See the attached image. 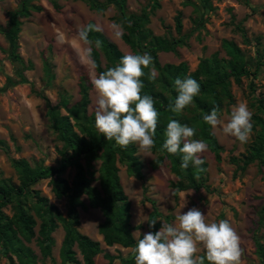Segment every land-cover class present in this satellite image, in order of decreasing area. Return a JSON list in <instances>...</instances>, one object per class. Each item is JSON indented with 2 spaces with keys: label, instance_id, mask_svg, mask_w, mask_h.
Segmentation results:
<instances>
[{
  "label": "rangeland",
  "instance_id": "1",
  "mask_svg": "<svg viewBox=\"0 0 264 264\" xmlns=\"http://www.w3.org/2000/svg\"><path fill=\"white\" fill-rule=\"evenodd\" d=\"M108 3L104 12L97 13L90 10L83 0H32V4L40 6V12H32L29 17H21L20 31L17 38L19 58L26 66L32 64L31 69H20L14 65L9 57L10 15L22 10L23 0H0V26L4 30L0 33V140L5 147H0V176L11 178L17 182L12 168L13 159H25L31 166L43 164L56 166L60 160L58 150L61 144L56 140L45 112L44 101L32 93V89L42 92L48 101L55 105L62 93L70 97V104L79 100V81L82 74H86L91 82V74L81 65L75 48V36L81 27L89 22H100L104 26L102 33L113 42L125 55L131 53L122 40L111 38L107 26L119 17L118 7L111 0H101ZM150 0H126L128 12H138L147 6ZM159 0V9L150 17L148 28L154 35L168 36L175 40H183L186 45L179 46L175 52L159 53L161 64H178L185 62L193 71L202 58L218 53L219 57L226 55L221 49L223 40H232L238 44L247 55L252 56L249 47L242 45V40L234 32V24L242 22L250 35L260 36L264 43V0ZM180 14L182 30H175V18ZM63 33L65 43H57V33ZM101 64L106 61L100 53ZM45 62H49L53 79L46 85L47 75ZM253 92L249 89V80L243 79L241 86L232 84L231 93L234 102L226 105L219 112L220 118L227 121L234 106L245 103L256 115L253 108L254 98L264 96V69L261 68L254 81ZM96 94L93 87L89 92L88 113L95 115ZM64 113V111H61ZM249 141L241 144L233 137L223 135L219 129H212L222 151L220 161L215 160L214 154L207 148L201 158L207 164L206 179L210 192L202 190L195 193L192 190L174 194L173 183L176 181L170 172L168 162L158 168L153 167L156 154L140 153L137 156L143 164L144 181H137L127 175L125 167L119 165V178L125 195L130 203V224L132 236L137 242L147 233V221L152 210L151 204L143 202L147 197L154 200L161 214V222L172 223L181 211L196 207L205 214L209 221L227 220L241 238L243 255L242 264H261L256 253L255 238L264 247V225L258 229V222L262 214L264 220V169L257 164L250 165L243 172H236L230 158L245 154L254 140L256 129L253 128ZM193 139H198L193 137ZM137 148V146H136ZM100 163H94L95 178L98 177ZM74 170L67 168L61 175L67 182H71ZM92 186L99 188V181L95 179ZM31 189L39 191L49 203L65 215L67 198H57L49 180L34 184ZM81 200L87 206V197ZM185 205L182 208V205ZM143 210L140 215V210ZM5 214L11 215L12 210L7 207ZM78 231L99 242L103 253L94 258L95 264H106L103 254L109 253L115 257L132 260V248H122L118 245L105 246L98 228L103 221L99 209L78 208ZM38 222V221H37ZM37 229V228H36ZM158 229V230H159ZM141 234V237H140ZM63 230L59 226L52 233L54 246L51 255L42 259L35 241L28 245L38 256L37 264H60L59 251L63 240ZM77 259L82 263V256L75 248ZM205 254L204 250L198 255ZM0 264H8L0 256ZM113 264H121L117 259Z\"/></svg>",
  "mask_w": 264,
  "mask_h": 264
},
{
  "label": "trees",
  "instance_id": "2",
  "mask_svg": "<svg viewBox=\"0 0 264 264\" xmlns=\"http://www.w3.org/2000/svg\"><path fill=\"white\" fill-rule=\"evenodd\" d=\"M83 1L90 10L97 13L104 12L108 7L106 1ZM111 1L119 10L116 21L130 20L132 22L131 27L125 23L122 42L133 54H150L157 73L155 80H149V70L145 69L146 74L141 78L144 83L142 94L153 97L159 112L155 136L156 146L152 149V153L156 154L153 167L158 168L164 162H168L170 172L176 179L173 183L175 196L186 190H192L195 193H200L202 190L210 192L205 162L200 166L203 171H198L191 163L187 169H181V156L169 154L162 149L166 125L170 119H175L181 124L194 128L196 130L194 137L204 140L208 149L214 154L215 160L219 162L222 148L211 126L203 122V116L210 113L213 107L218 106L220 112L224 106L234 102L231 93L232 84L241 86L243 79H248L249 89L253 92L256 76L261 68L264 69V43L261 37L250 35L242 22L234 24V32L240 36L242 45L250 48L252 56L247 55L234 41L223 40L221 49L226 55L225 58L214 53L210 57L202 58L197 67L190 71L185 62L161 64L158 60L159 53L175 52L179 46L186 45L183 40L154 35L148 28L150 17L160 7L159 0H150L148 5L138 12H128L126 0ZM207 2L203 0V3ZM41 10L40 6L32 4V0H23L22 10L10 15V30L6 32L9 39L8 57L22 70L31 69L32 64L28 62L25 66L16 53L21 26L20 18L29 17L32 12ZM175 30L177 33L182 30L180 14L175 18ZM3 32L0 26V33ZM89 38L93 41L99 39L102 42L99 49L93 47L97 74L117 65L124 56L102 32H91ZM100 53L106 61L104 67L101 64ZM45 69L46 85H48L53 79L49 62H45ZM186 76H190L199 83L200 94L194 98L193 105L185 108L182 113H171L168 105L174 102L177 95L174 80L177 77ZM91 88L88 76L82 74L79 81V100L70 104V97L62 93L55 105H52L42 92L31 88L32 93L44 101L46 118L56 140L61 144L58 150L60 160L56 166L43 164L31 166L25 159H13L11 165L17 182L0 176V256L8 264H37L38 256L28 245L32 241H35L40 257L48 258L54 246L52 233L59 226L64 233L59 251L60 264H95L94 258L103 253V250L99 242L91 240L78 231V208L100 210L103 221L98 231L105 246L118 245L122 248H133L136 244L130 224V203L120 183L119 165L125 167L128 176L137 181H144L143 164L137 156L136 145H129L127 149H122L114 141H106L104 136L97 132L95 115L88 113L87 110ZM252 106L256 110V115L252 118L256 134L245 154L238 158H230V164L234 165L236 172H243L254 163L260 169H264V96L255 97ZM0 147H5V143L1 140ZM96 162L100 163L97 178H95L96 170L94 169ZM67 168L74 170L70 183L61 177ZM95 179L99 181V188L92 186ZM43 180H49L57 198H67L65 215L50 204L47 198L41 196L39 191L31 189L34 184ZM82 196L87 197V206L83 204ZM143 202L150 203L152 207L148 221L158 220L153 228H149L147 222V230L156 232L162 216L154 200L144 197ZM7 207L12 210L10 216L4 212ZM263 225L264 220L261 214L258 229ZM255 246L260 263L264 264V247L257 238H255ZM75 248L82 256V263L76 257ZM103 257L107 261L106 264H113L117 259L121 264L133 263L132 260L118 258L109 253H104Z\"/></svg>",
  "mask_w": 264,
  "mask_h": 264
},
{
  "label": "clouds",
  "instance_id": "3",
  "mask_svg": "<svg viewBox=\"0 0 264 264\" xmlns=\"http://www.w3.org/2000/svg\"><path fill=\"white\" fill-rule=\"evenodd\" d=\"M125 23L132 26L130 20L112 21L107 26L112 39L118 41L124 36ZM104 30L99 21L89 23L81 27L74 38V50L80 64L90 72L96 94L95 128L106 141H114L122 149L134 144L138 152L150 153L156 146L159 112L153 97L142 94L144 83L141 78L148 69V79L155 80L157 73L153 58L148 53H128L117 65L97 74L93 47L99 49L102 42L99 39L93 41L89 34ZM57 43H65L63 33H57ZM174 88L177 95L168 109L180 114L193 105L194 98L200 94V85L190 76L177 77ZM251 119L252 112L245 103L234 106L226 122L220 118L218 106L203 116L205 124L241 144L247 143L251 137ZM195 133L194 128L170 119L162 149L181 156V169H187L191 163L198 171H203L201 154L207 151L208 145L202 139H193ZM142 212L141 209L140 215ZM157 221H147L149 228H153ZM201 248L205 253L203 256L198 255ZM131 251L134 264H242L243 255L241 238L230 223L227 220L209 221L196 207L183 213L180 211L172 223L161 222L158 231L143 234Z\"/></svg>",
  "mask_w": 264,
  "mask_h": 264
}]
</instances>
